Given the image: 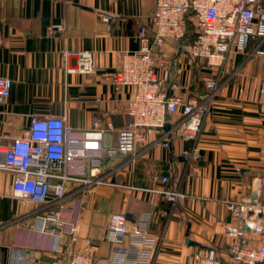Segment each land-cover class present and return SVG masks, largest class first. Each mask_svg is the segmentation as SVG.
<instances>
[{"label":"crops","instance_id":"0c3cea01","mask_svg":"<svg viewBox=\"0 0 264 264\" xmlns=\"http://www.w3.org/2000/svg\"><path fill=\"white\" fill-rule=\"evenodd\" d=\"M154 5L155 0H0V76L12 81L0 104V135H19L30 115L51 114L65 116L76 129L94 119L110 124L105 140L112 144L128 120L125 105L133 93L112 75L123 53L138 48L140 25L146 22L151 30ZM49 25L60 28L48 33ZM188 41L165 43L171 63L157 73L168 93L171 83L193 94L207 79L217 81L197 139L184 141L168 131L169 123L161 134L148 129L133 153L105 161L109 181L133 188L97 185L81 192L76 183H66L60 206L14 196L12 175L0 171V264H64L61 255L72 237V247L86 251L92 264H118L124 251L131 259V237L122 252L102 240L111 213H124L129 224L157 238L153 264H188L191 253L204 248L226 255L223 232L232 217L224 201L253 198L264 184V60L251 39L243 51L229 53L222 69H212L191 59ZM69 51L90 52L91 72L79 71ZM159 175H168V188L184 196L169 203L150 191L160 186Z\"/></svg>","mask_w":264,"mask_h":264},{"label":"built area","instance_id":"2783aa9c","mask_svg":"<svg viewBox=\"0 0 264 264\" xmlns=\"http://www.w3.org/2000/svg\"><path fill=\"white\" fill-rule=\"evenodd\" d=\"M264 0H155L148 23L140 25L138 48L123 53L120 64L112 75L118 85L130 86L132 96L125 105L127 122L117 129L113 143L105 136L112 128L103 126L99 119L86 128L76 129L67 124L63 115L32 114L21 134L6 138L0 135V171L12 175L11 190L16 197L35 203L50 200L60 206L66 183H76L85 192L97 185L133 188L131 185L109 181L104 171L105 161L127 155L144 142L146 131L161 134L169 123V132L184 141H195L199 135L208 104L219 86L214 78L193 93H180L171 83L168 93L157 70H166L169 53L163 50L168 40H189L186 51L191 59L208 68L222 69L230 52L243 51L249 40L256 39L254 52L264 60ZM60 25H49L53 33ZM74 55L78 70L91 72L90 52L69 51ZM12 81L0 76V104L8 98ZM264 93V81L260 85ZM179 113L172 122L169 115ZM162 138V137H161ZM165 144V141L162 142ZM160 186L149 189L159 193L169 203L184 194L168 188V175L155 177ZM232 221L224 226L227 238L225 256L212 248L191 253L188 264H264V184L253 198L224 201ZM55 214L50 213L52 221ZM132 239L131 259L122 252L126 237ZM71 238L68 249L61 255L64 264H92L86 252H76ZM102 240L121 249L118 264H153L152 253L157 238L139 225L129 224L124 213L108 216Z\"/></svg>","mask_w":264,"mask_h":264},{"label":"water","instance_id":"95a60500","mask_svg":"<svg viewBox=\"0 0 264 264\" xmlns=\"http://www.w3.org/2000/svg\"><path fill=\"white\" fill-rule=\"evenodd\" d=\"M165 127H166V125H165ZM187 241V243H189V244H195V242L194 241H191V240H186Z\"/></svg>","mask_w":264,"mask_h":264}]
</instances>
